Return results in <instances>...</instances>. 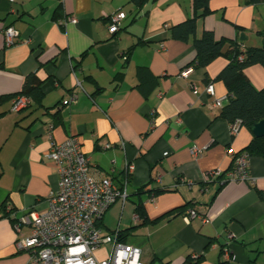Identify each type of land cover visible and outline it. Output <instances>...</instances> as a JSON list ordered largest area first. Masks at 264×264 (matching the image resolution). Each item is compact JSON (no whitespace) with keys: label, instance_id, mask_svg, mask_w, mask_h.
Instances as JSON below:
<instances>
[{"label":"crops","instance_id":"obj_1","mask_svg":"<svg viewBox=\"0 0 264 264\" xmlns=\"http://www.w3.org/2000/svg\"><path fill=\"white\" fill-rule=\"evenodd\" d=\"M208 7L210 13L196 21V36L206 29L242 47L261 45L264 0H209ZM116 12L125 17L111 34L107 16ZM191 15V0H156L139 9L128 0H0V95L18 92L29 73L41 80L43 93L41 105L29 98L13 110L12 98L0 107V264L27 262L14 246L15 218L28 209L44 211L57 187L56 164L44 158L48 132L54 142L75 136L96 177L118 183L125 165H132L127 198L105 210L100 226L124 231L123 241L140 249L143 262L182 264L196 253L197 264H264V156H249L253 185L204 177L229 169L252 133L238 124L231 134V123L218 116L221 106L213 105L215 98L226 101L216 76L227 58L179 76L195 50L190 40L171 38L167 27ZM68 16L75 23L63 24ZM8 25L18 38L5 46ZM244 73L255 89L264 86L260 64ZM192 146L200 153L193 155ZM145 185L160 192L152 199L139 195L148 218L140 224L134 200ZM187 208L197 214L188 221Z\"/></svg>","mask_w":264,"mask_h":264},{"label":"built area","instance_id":"obj_2","mask_svg":"<svg viewBox=\"0 0 264 264\" xmlns=\"http://www.w3.org/2000/svg\"><path fill=\"white\" fill-rule=\"evenodd\" d=\"M124 17V12L109 14L108 32H115ZM75 21L74 16H68L63 24ZM2 33L5 46L17 41L18 31L12 26H4ZM189 69V66L181 69L179 76L187 78ZM76 85L80 86L78 80ZM205 91L212 95V86L207 84ZM74 99L75 95L71 94L68 101L73 102ZM223 99L215 98L213 105L220 107ZM28 103L27 96H15L11 101V108L18 110ZM237 127L238 121L231 124V134L235 133ZM48 138L49 147L44 158L56 164L57 187L47 196L44 211L28 209L14 221L17 233L14 246L17 251L27 254L25 264H147L140 259L138 247L127 244L120 238L118 228L104 231L100 226L105 210L116 200L123 202L127 198L126 186L132 165H125V178L118 183L109 176L96 177L91 172L89 157L83 152L75 136L54 142L48 132ZM190 152L196 155L200 153V149L192 146ZM248 161L249 154L240 151L233 155L229 169L211 170L205 174V180L217 178L220 182L245 181L253 185L254 178L249 172ZM152 198L151 194L149 199ZM196 215L194 209L187 208L183 218L188 221ZM133 218L138 219L137 214ZM24 225L29 229L27 234L20 231ZM105 244L109 245L107 256L97 260L94 251ZM191 257L194 259L195 253ZM182 264L190 263L185 261Z\"/></svg>","mask_w":264,"mask_h":264},{"label":"trees","instance_id":"obj_3","mask_svg":"<svg viewBox=\"0 0 264 264\" xmlns=\"http://www.w3.org/2000/svg\"><path fill=\"white\" fill-rule=\"evenodd\" d=\"M154 1L156 0H128V3H131L136 9H139L143 4ZM244 1L248 4H257L261 0ZM208 2L209 0H191L192 15L177 24L168 26L167 29L171 38L184 42L191 41L195 50L193 61L187 64L191 68L205 67L211 60L218 56L227 58V63L216 76V79L222 81L226 88V101L221 105L218 116L224 118L231 124L238 121L239 125L245 126L251 132L253 122L264 119V86L260 89H255L245 75L244 69L252 64H260L264 68V45L242 47L241 41L227 38L216 39L213 32L206 29L199 36H196L197 19L210 13ZM135 16L136 14L132 19ZM238 28L240 29V27ZM118 29L111 34L116 33ZM259 33L264 35V30ZM131 48L127 50V53H129ZM139 69L141 70L142 68ZM19 95L27 96L32 100L33 104L41 105V98L43 96L41 80L34 73L27 74L18 92L0 95V107ZM4 113V110L0 111V115ZM241 151H246L249 156H264V135L259 137L252 135L249 143ZM146 187V185L140 187L135 193L137 198L134 200V212L140 219V224L147 223L148 218L145 215L139 195L145 192L149 194H157L160 192L159 190L146 189ZM8 211L10 209L3 212L1 216H7ZM125 236L124 231H122L120 238L123 240ZM200 256V254L195 253L193 259L190 254L184 262L187 261L190 264H197ZM217 264H227V262H218Z\"/></svg>","mask_w":264,"mask_h":264},{"label":"water","instance_id":"obj_4","mask_svg":"<svg viewBox=\"0 0 264 264\" xmlns=\"http://www.w3.org/2000/svg\"><path fill=\"white\" fill-rule=\"evenodd\" d=\"M245 37L241 34L239 36L240 40H243ZM261 45H264V37L261 40ZM251 133L253 136L259 137L264 135V119L257 120L253 122L251 127Z\"/></svg>","mask_w":264,"mask_h":264},{"label":"rangeland","instance_id":"obj_5","mask_svg":"<svg viewBox=\"0 0 264 264\" xmlns=\"http://www.w3.org/2000/svg\"><path fill=\"white\" fill-rule=\"evenodd\" d=\"M108 250H109L108 244L102 245L100 248H98L94 251L95 258L97 260L105 258L107 256Z\"/></svg>","mask_w":264,"mask_h":264}]
</instances>
